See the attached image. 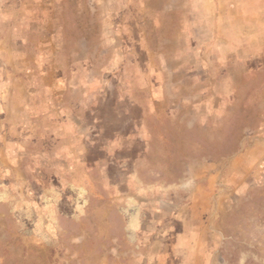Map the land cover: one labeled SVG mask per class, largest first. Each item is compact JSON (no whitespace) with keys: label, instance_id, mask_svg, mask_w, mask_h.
Returning a JSON list of instances; mask_svg holds the SVG:
<instances>
[{"label":"rangeland","instance_id":"374dc122","mask_svg":"<svg viewBox=\"0 0 264 264\" xmlns=\"http://www.w3.org/2000/svg\"><path fill=\"white\" fill-rule=\"evenodd\" d=\"M0 264H264V0H0Z\"/></svg>","mask_w":264,"mask_h":264}]
</instances>
